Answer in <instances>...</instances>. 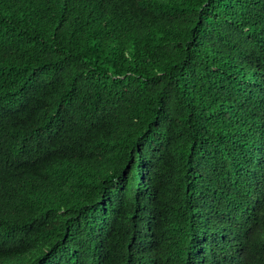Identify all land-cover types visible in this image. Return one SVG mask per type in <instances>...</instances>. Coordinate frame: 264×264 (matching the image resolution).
I'll use <instances>...</instances> for the list:
<instances>
[{"label":"trees","instance_id":"obj_1","mask_svg":"<svg viewBox=\"0 0 264 264\" xmlns=\"http://www.w3.org/2000/svg\"><path fill=\"white\" fill-rule=\"evenodd\" d=\"M0 264H264V0H0Z\"/></svg>","mask_w":264,"mask_h":264}]
</instances>
